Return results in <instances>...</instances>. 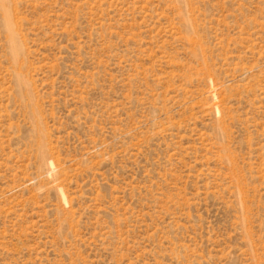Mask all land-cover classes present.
Wrapping results in <instances>:
<instances>
[{"label": "rangeland", "instance_id": "obj_1", "mask_svg": "<svg viewBox=\"0 0 264 264\" xmlns=\"http://www.w3.org/2000/svg\"><path fill=\"white\" fill-rule=\"evenodd\" d=\"M0 264H264V0H0Z\"/></svg>", "mask_w": 264, "mask_h": 264}]
</instances>
